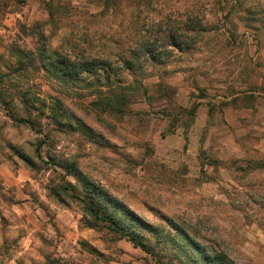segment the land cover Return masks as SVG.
Masks as SVG:
<instances>
[{
    "label": "rangeland",
    "instance_id": "obj_1",
    "mask_svg": "<svg viewBox=\"0 0 264 264\" xmlns=\"http://www.w3.org/2000/svg\"><path fill=\"white\" fill-rule=\"evenodd\" d=\"M262 20L264 0H0V264H157L89 227L72 198L50 196L64 181L152 225L171 218L236 264H264V170H247L264 162ZM43 44L106 60L121 78L114 91L144 92L112 114L106 88L48 77Z\"/></svg>",
    "mask_w": 264,
    "mask_h": 264
},
{
    "label": "trees",
    "instance_id": "obj_2",
    "mask_svg": "<svg viewBox=\"0 0 264 264\" xmlns=\"http://www.w3.org/2000/svg\"><path fill=\"white\" fill-rule=\"evenodd\" d=\"M261 23L264 30V20ZM171 44L178 46L177 38H173ZM37 53L41 69L46 72L48 77L64 84H77L82 78L90 79V84L98 85L99 89L106 88L108 94L102 99L101 107L112 114H125L124 109L132 101L131 97L141 89L144 92L141 82L137 83L134 89L118 85V91H114V84L120 83L121 78L114 79L116 77L115 72L111 63L106 60L95 61L89 58H79L75 61L58 52L47 51L44 44L42 47L37 48ZM146 55L150 60H157L153 51H148ZM17 56L16 59L19 64L24 59L31 63V59L23 53L17 51ZM121 62L126 69L130 70L133 66L131 60L126 58H121ZM4 78L6 77L0 71V82ZM56 107H58V103H56ZM6 109L8 114L11 113L9 106ZM195 109L193 107L189 110L187 112L188 116H193ZM177 122L178 120H176ZM191 122L185 123L187 129L190 127ZM75 124L78 131H87V128L78 120ZM40 148L41 143L36 150L39 158L41 157ZM20 155L25 160L27 159L24 154ZM51 161L57 167L64 169L66 175H72L76 178L81 177L75 163L56 162L53 158H51ZM247 170L262 171L264 170V162H248ZM63 193L81 206L84 216L88 218L89 227H104L116 239L130 243L133 248L139 249L156 261L157 264H236L225 251L202 244L184 226L171 218H163L166 224L152 225L122 202L111 198L107 194H101L94 187L87 186L84 193L78 195L75 187L64 181L62 188L53 186L49 190L50 196L60 204H65L62 197Z\"/></svg>",
    "mask_w": 264,
    "mask_h": 264
}]
</instances>
